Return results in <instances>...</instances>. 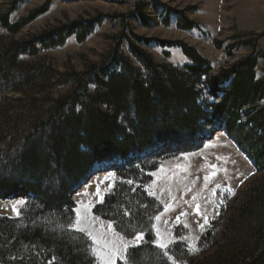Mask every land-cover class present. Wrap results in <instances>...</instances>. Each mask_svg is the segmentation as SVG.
I'll return each instance as SVG.
<instances>
[{
    "label": "trees",
    "instance_id": "trees-1",
    "mask_svg": "<svg viewBox=\"0 0 264 264\" xmlns=\"http://www.w3.org/2000/svg\"><path fill=\"white\" fill-rule=\"evenodd\" d=\"M48 10L49 4H46L16 24H10V11L1 18V23L9 33L17 35ZM129 18L150 25L141 4L127 17L120 16L124 20L122 26ZM181 22L180 29L195 28L188 19ZM101 23L99 19L94 24L75 22L25 43L0 42V82L6 86L10 78L12 91L24 93L26 89H35L49 94L61 84L73 83V91L57 101L43 97L31 103L29 100L17 102L27 110L35 107L40 111L33 125L23 118L0 122V143L5 142L0 152V198L27 201L20 217L0 216V264H95L89 239L68 227L75 220L73 197L76 189L89 180L96 164L110 163L114 158L127 160L129 156L137 158L128 162L126 176L119 168L109 170H114L120 179L140 183V188L132 195L126 185L117 183L103 204L95 207L94 214L114 221L115 229L125 237L143 231L144 243L138 246L134 257L130 256L129 264H168L162 251L152 243L155 217L163 207L145 191L158 166L151 163L149 158L152 157L140 158V155L156 148L150 144L162 136L156 129L168 134V139L177 137L180 129L192 136L191 143L179 144L180 148L174 149L176 155L198 151L202 143L194 139V132L201 117L209 120L205 125L210 128L215 122L247 155L256 170L263 174V179L249 186L236 214V209L232 208L234 218H228L225 234H222L225 244L197 264H264V182L262 186L260 183L264 180V109L259 106L264 100V79L256 78L257 60L241 61L231 70L213 77L211 63L183 43L169 44L134 36L137 43L177 47L191 61L184 73L167 66L164 70L173 79L172 92L184 97L176 110L169 109L170 94L162 89L159 76L154 78L160 69L133 40H129L131 56L151 73L152 83L147 89L138 70L120 50V41L107 61L88 68L82 75L59 76L49 67L20 60V57L37 56L38 43L46 48L63 47L72 36L83 42L92 34L94 25ZM116 68L120 69L119 73ZM230 74L235 77L232 84L220 89V83L228 81ZM200 82L206 83L212 97H217L219 91L223 94L220 103L211 106L208 116L196 105V86ZM91 85L96 87L93 92H90ZM125 118L134 130L131 135L122 127L121 120ZM170 145L165 149L170 150ZM158 157L160 162L164 159L161 155ZM125 212L128 215H124ZM213 235L211 230L203 234L200 247L207 246ZM181 249L186 257L191 256L182 243L168 250L178 262Z\"/></svg>",
    "mask_w": 264,
    "mask_h": 264
},
{
    "label": "rangeland",
    "instance_id": "rangeland-1",
    "mask_svg": "<svg viewBox=\"0 0 264 264\" xmlns=\"http://www.w3.org/2000/svg\"><path fill=\"white\" fill-rule=\"evenodd\" d=\"M46 4H49L48 13L23 27L17 35L9 33L1 23V18L10 11H12L10 24H16ZM137 4H141V8L150 20V25L146 26L129 18L122 26L124 20L120 19V16L130 15ZM96 19L101 20L102 23L94 25L92 34L85 41L80 42L72 36L66 40L63 47L55 48H46L38 43L37 56L20 57V60L49 67L59 76L68 73L82 75L88 68L107 61L120 41V50L129 59L131 66L138 70L147 89L151 85L150 82L152 83L151 73L137 63L129 52V40L135 41L134 36H137L169 44L183 43L211 63L213 71L210 75L213 77L219 76L222 71L231 70L232 66L241 61L255 58L258 64L254 70L256 78L264 79V0H0V42L8 45L12 41L25 43L62 26H70L75 22L94 24ZM183 19L193 22L195 28L191 31L180 29L179 25ZM137 45L150 55L154 64L160 69L155 72L154 78L159 76L162 89L170 94L172 103L169 109L176 110L178 105L183 103L184 97L172 92L173 88L170 86L173 84V79H170L164 70L167 66L175 70H183L184 73L185 67L191 65V61L177 47L142 43ZM116 72L119 73L120 69L116 68ZM234 78V75L230 74L228 81L221 82L219 88L228 87ZM7 80L6 86L0 82V122L23 118L33 125L40 111L35 110V107L30 110L25 109L21 105L25 100L31 103L33 99L48 97L52 101H57L73 91V83H68L51 89L49 94L26 89L24 93L27 95H25L12 91L10 78ZM95 89V86H90V92ZM196 92V105L204 116H208L207 112H210L211 106L219 104L223 96L221 91L215 98L209 95L205 82H200L196 86ZM151 95L152 99H155L153 93ZM19 100H23L22 103H17ZM259 104L264 109V100ZM199 119V126L194 132V139L202 143L198 151L176 155V150L180 148L179 144L191 143L192 136L180 129L176 133L177 137L168 139V134L156 129L158 134L162 135L156 139V142H150L156 148L140 155V158L152 157L149 160L158 166L153 174L155 177L153 183L145 188L148 195L149 190L155 193L149 196L163 206L160 219L156 220L153 227L155 239L156 228L160 229L166 240L172 236L187 237L186 240L177 243L187 246L191 256L186 257L184 250L181 249L179 264H197L225 244L226 240L222 234H225L228 218L230 216L234 218L232 208L236 209V214L246 198L244 195L249 186L263 179V174L256 170L253 163L228 139L226 134L217 131L220 128L215 122H212L213 126L210 128L205 125L209 120L207 121L205 117ZM121 122L126 134L131 135L134 130L129 119H122ZM209 136L211 140L202 139ZM169 144H172L169 146L170 150L165 149ZM4 146L5 142L0 143V152L4 150ZM154 154L156 155L152 156ZM159 155L164 158L161 162ZM136 158V156H129L127 160L114 158L110 163H99L93 167L88 177L89 182L74 196L76 209L80 210L82 217L87 216L89 221L92 217H97L93 211L96 206L103 203L100 197L102 196L104 201L105 196L112 193L117 183L126 185L132 195L136 194L135 191L140 188V183L120 179L114 170H109L112 167L119 168L126 176L128 173L125 168L129 167L128 162L136 161ZM95 172L97 175L93 178ZM105 177L109 178L105 179ZM205 177L208 179L206 180ZM109 185L112 187L109 188ZM97 187L100 189L99 196L96 195ZM262 195L264 196V186ZM21 201H23L22 205L19 203ZM13 205L17 206L20 215L27 203L19 199L0 198V216L17 218L19 215L13 211ZM197 205L200 206L199 213H197ZM166 206H168L167 210ZM178 216L180 222L176 220ZM262 219L264 220V217ZM107 222L101 218L92 221L90 230L95 235L103 233L104 238L109 241L115 240L116 237L106 231ZM260 222L262 220L259 218ZM185 224L188 227H185ZM200 224L204 225L203 229L199 227ZM208 230L214 235L207 246L200 247L201 237ZM125 238L133 240V237ZM90 242L92 244L91 240ZM190 244L192 250H189ZM174 245H170L169 249ZM163 259L171 264L167 257ZM120 262L123 263L120 259L116 260V264ZM96 264L103 262L96 258Z\"/></svg>",
    "mask_w": 264,
    "mask_h": 264
},
{
    "label": "snow or ice",
    "instance_id": "snow-or-ice-1",
    "mask_svg": "<svg viewBox=\"0 0 264 264\" xmlns=\"http://www.w3.org/2000/svg\"><path fill=\"white\" fill-rule=\"evenodd\" d=\"M109 177H105V179H108ZM207 180L208 177H205ZM128 183H132L131 181H128ZM112 185H109V188H111ZM148 190V189H146ZM96 195H100V189L97 187V193ZM149 195H155V193L151 192L149 190ZM100 201L103 202V197H100ZM21 205L23 204V201L19 202ZM166 206V210H167ZM200 206L197 205V213H199ZM13 211L16 212L17 215H19V211L17 209L16 205H13ZM76 213L75 220L70 222L68 227L72 231L80 232L86 235L91 241V253L93 256H95L98 260L102 261L103 264H116V260L120 259L123 261V264H129L130 256L134 257L136 252L139 251L138 246L144 243V233L143 231L135 232L133 235V240H126L125 236L121 233L117 232L114 228V221H108L106 226V231L111 232L114 237H116L115 240L109 241L104 238V234L101 233L99 235H95L93 231L90 230V223L95 220H99V217H92V220L89 221V218L87 216L81 215V212L79 209L74 210ZM124 215H128L127 212L123 213ZM182 215H186V213H182ZM156 220L160 219V216L155 217ZM205 223L207 222V218L205 217ZM177 222H180V217L178 216L176 218ZM88 221V223H86ZM185 227H188L187 224L184 225ZM155 227V226H153ZM199 227L203 229L204 225L200 224ZM187 237H175L172 236L170 239H165L164 236L161 234L160 229L156 228V239L152 241V243L159 248L163 256L167 257L168 261H171V264H179L177 258L169 254V247L172 244H176L178 241H184ZM135 249L134 252L130 253L129 249ZM189 250H192V245H189ZM51 264V262H49Z\"/></svg>",
    "mask_w": 264,
    "mask_h": 264
},
{
    "label": "bare ground",
    "instance_id": "bare-ground-1",
    "mask_svg": "<svg viewBox=\"0 0 264 264\" xmlns=\"http://www.w3.org/2000/svg\"><path fill=\"white\" fill-rule=\"evenodd\" d=\"M88 182H89V180H87L86 182H84L82 185H84V186H85V185H86Z\"/></svg>",
    "mask_w": 264,
    "mask_h": 264
},
{
    "label": "water",
    "instance_id": "water-1",
    "mask_svg": "<svg viewBox=\"0 0 264 264\" xmlns=\"http://www.w3.org/2000/svg\"><path fill=\"white\" fill-rule=\"evenodd\" d=\"M96 174V173H95Z\"/></svg>",
    "mask_w": 264,
    "mask_h": 264
}]
</instances>
